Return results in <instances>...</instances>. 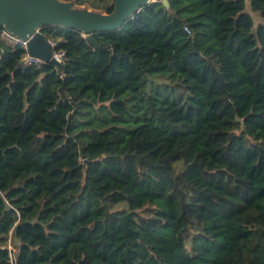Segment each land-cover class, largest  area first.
<instances>
[{
  "label": "trees",
  "instance_id": "1",
  "mask_svg": "<svg viewBox=\"0 0 264 264\" xmlns=\"http://www.w3.org/2000/svg\"><path fill=\"white\" fill-rule=\"evenodd\" d=\"M167 1L0 37V264H264V0Z\"/></svg>",
  "mask_w": 264,
  "mask_h": 264
},
{
  "label": "water",
  "instance_id": "2",
  "mask_svg": "<svg viewBox=\"0 0 264 264\" xmlns=\"http://www.w3.org/2000/svg\"><path fill=\"white\" fill-rule=\"evenodd\" d=\"M154 0H110L107 13L78 0H0V30L20 40H28L27 49L34 56L54 65H63L52 57V50L41 32L44 27L78 31L95 48L94 35L119 30L128 20ZM164 6L167 0L161 1Z\"/></svg>",
  "mask_w": 264,
  "mask_h": 264
},
{
  "label": "built area",
  "instance_id": "3",
  "mask_svg": "<svg viewBox=\"0 0 264 264\" xmlns=\"http://www.w3.org/2000/svg\"><path fill=\"white\" fill-rule=\"evenodd\" d=\"M162 0H154V2L156 3H161ZM186 33H190L189 29L187 27L184 28ZM0 37L11 47H15V48H20L24 51V54L22 55L21 58V63L23 66H29V65H36V66H42L44 64H46L47 62H45L44 60L34 57V56H30L28 53V49H27V43L28 40H20L19 38L13 36L12 34L4 31V30H0ZM46 40L52 50V57L59 63H61L62 65L64 64V53L62 51H58L56 50L57 47V41L48 38L47 36ZM11 249V248H9Z\"/></svg>",
  "mask_w": 264,
  "mask_h": 264
},
{
  "label": "rangeland",
  "instance_id": "4",
  "mask_svg": "<svg viewBox=\"0 0 264 264\" xmlns=\"http://www.w3.org/2000/svg\"><path fill=\"white\" fill-rule=\"evenodd\" d=\"M84 3L85 4L83 5H87L90 8H96V9L101 8L105 5V3H101L98 0H84ZM247 10L252 17L255 26L258 24H264V19L261 18L257 12H252L249 8ZM8 248H12V247L9 245Z\"/></svg>",
  "mask_w": 264,
  "mask_h": 264
}]
</instances>
